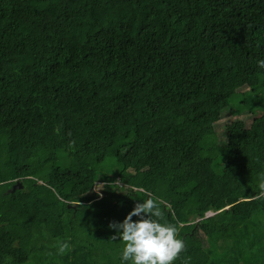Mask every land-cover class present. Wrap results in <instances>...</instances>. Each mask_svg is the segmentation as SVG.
Masks as SVG:
<instances>
[{"label":"trees","instance_id":"1","mask_svg":"<svg viewBox=\"0 0 264 264\" xmlns=\"http://www.w3.org/2000/svg\"><path fill=\"white\" fill-rule=\"evenodd\" d=\"M259 60L264 0H0V264H120L147 192L175 264H264Z\"/></svg>","mask_w":264,"mask_h":264},{"label":"clouds","instance_id":"2","mask_svg":"<svg viewBox=\"0 0 264 264\" xmlns=\"http://www.w3.org/2000/svg\"><path fill=\"white\" fill-rule=\"evenodd\" d=\"M257 65L264 69V60L257 61ZM95 191L99 192L97 188ZM146 195L148 198L135 203L122 221L108 225L113 230L111 239L122 244L120 264H175L185 250V243L179 237L178 227L165 219L162 201L150 192ZM66 247L59 251L63 253Z\"/></svg>","mask_w":264,"mask_h":264},{"label":"water","instance_id":"3","mask_svg":"<svg viewBox=\"0 0 264 264\" xmlns=\"http://www.w3.org/2000/svg\"><path fill=\"white\" fill-rule=\"evenodd\" d=\"M18 187H20V188L22 187V183L21 182H18L17 184H15L11 190L15 191Z\"/></svg>","mask_w":264,"mask_h":264},{"label":"rangeland","instance_id":"4","mask_svg":"<svg viewBox=\"0 0 264 264\" xmlns=\"http://www.w3.org/2000/svg\"><path fill=\"white\" fill-rule=\"evenodd\" d=\"M248 120H252V119H248ZM99 188L100 187H97V190H99ZM100 197H101V195H100ZM227 209V208H226ZM215 214V212L214 211H212V212H208L207 213V216H212V215H214ZM201 237H202V234H201ZM203 238V237H202ZM58 249V248H57Z\"/></svg>","mask_w":264,"mask_h":264}]
</instances>
